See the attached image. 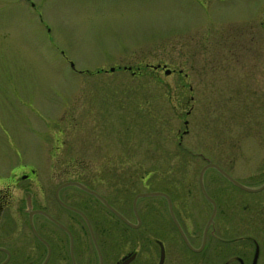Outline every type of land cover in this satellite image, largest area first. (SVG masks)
I'll return each mask as SVG.
<instances>
[{
    "label": "rangeland",
    "instance_id": "374dc122",
    "mask_svg": "<svg viewBox=\"0 0 264 264\" xmlns=\"http://www.w3.org/2000/svg\"><path fill=\"white\" fill-rule=\"evenodd\" d=\"M209 163L217 168L203 170V188L259 238L264 264V188L222 177L264 183V0H0V247L15 252L4 264L41 261L27 212H61L54 189L70 180L115 208L136 191H164L178 223L200 230L209 204L199 171ZM57 195L88 217L100 250L118 244L121 228L92 195L70 185ZM137 204L165 205L153 195ZM33 219L48 239L46 264H67L66 235ZM66 222L74 259L83 245L92 254L86 226L70 213ZM160 243L162 264H190L174 237ZM142 245L133 263L156 264L157 246Z\"/></svg>",
    "mask_w": 264,
    "mask_h": 264
},
{
    "label": "flooded vegetation",
    "instance_id": "af4514ba",
    "mask_svg": "<svg viewBox=\"0 0 264 264\" xmlns=\"http://www.w3.org/2000/svg\"><path fill=\"white\" fill-rule=\"evenodd\" d=\"M158 68L163 70L162 67ZM102 159H105L102 164L114 163V158ZM28 171V173L23 172L18 174L15 177V180L12 178L11 183L15 185L19 178L28 179L27 177L29 174H34L33 170L28 169ZM225 179L229 182L227 178ZM140 181L143 182L145 179L141 178ZM69 182H76L84 186L82 182L77 180H70ZM69 182L66 183L87 192L83 188L75 184L72 185L73 183ZM229 183L235 186L232 182ZM68 184H64V182L61 183V187L58 188L57 193L61 188H64V186H67ZM93 192L94 194L90 192L87 193L100 202L101 207L112 218L113 230L120 231L121 228V231L119 232L120 238L118 244L112 243L107 251H105L102 247V250H100V247L97 246L93 234V228L88 217H86L84 212L79 208L71 207L60 201L57 196L55 200L60 207L61 212L49 213L46 208H33L29 209L27 212V223L30 230L35 236L36 241H38L44 249L43 258L38 264H46L49 257V246L47 243L48 239L46 237L44 238L43 235L42 237L37 235L39 230H37L36 233L34 228V215L41 216L66 235L67 255L65 257L61 255V257L63 260H66L67 264H134L133 262L139 254L141 255L143 252H147V249L142 245L144 241L151 242L157 246L156 250L158 262L161 250L163 252L164 259V249L160 243V238H171L173 240V237L175 238L178 246L182 248L183 251L185 250V252L189 255L190 264H258V257L261 253L259 238L249 236L245 237L243 223L236 221V225H233L232 222L228 220L229 215L224 213V207L220 210V207L214 203L210 196L207 195L205 189H203L204 193H201V195L205 199L204 201H207L209 204V214L202 228L200 230L197 229V231L194 230L195 228L190 230L193 224L191 221H189L190 226L188 225L184 227L178 223L180 220L177 214L178 211L176 210V214L173 212L175 205L172 204V200L169 199L168 195L164 191H136L134 192L135 194L131 198L129 205L127 203L117 204L118 208L110 206L102 196L95 191ZM150 192H156L153 196L160 197L164 201L165 205L162 204L160 207L148 204L138 206L137 202L139 199L146 196H152L144 195L145 193ZM5 207H7L5 196L0 194V214ZM202 209H204V207L198 206L196 212H202ZM164 212L167 214V218L169 220L166 224L167 226L164 225L161 220V217L165 214ZM68 213L73 216H77L81 223L86 226L93 250L92 254L87 253L88 249L85 245H83L80 248L77 259H74L72 252V235L67 228V225L69 224L66 222ZM221 213L224 214L221 216L220 220ZM57 217H60L64 222L61 223ZM217 218L219 220H217ZM234 222L235 221H233V223ZM44 225L45 224H43V226ZM122 231H124L126 235L123 236ZM181 234L183 235V238ZM122 243L124 248L120 247L119 249H123V251L121 253L116 252V245L121 246ZM133 245H136L137 248H133ZM60 247L61 246H59V248ZM31 251L32 253L30 255L36 256L37 251L39 252L40 249L39 247H33ZM0 252L3 254V259L0 261V264L7 263L10 261V258L12 259L15 255L13 250H9L5 247H0ZM61 257L59 255V258Z\"/></svg>",
    "mask_w": 264,
    "mask_h": 264
},
{
    "label": "water",
    "instance_id": "95a60500",
    "mask_svg": "<svg viewBox=\"0 0 264 264\" xmlns=\"http://www.w3.org/2000/svg\"><path fill=\"white\" fill-rule=\"evenodd\" d=\"M124 68H127V69H128V67H124ZM113 69H114L113 67H110L108 70H109V71H112ZM164 73H168V70H165ZM207 166H212V167L217 168L214 164H208ZM204 168H205V167H203V168L200 170L199 178H200L201 173H202V170H203ZM223 175H224L228 180H230L233 184H235L237 187H239V188H241V189H243V190H245V191L254 192V191H258V190H260V189H262V188L264 187V184H262V185L259 186L258 188H254V189H253V188H247V187H244V186L238 184L236 181H234L233 179H231V178H230L229 176H227L226 174H223ZM73 184H75V185H77V186L83 188L84 190H86V191H88V192L94 194L93 192L87 190L86 188L82 187L80 184H78V183H76V182H73ZM201 190H203L202 187H201ZM155 194H156V192H150V193H145L144 195H155ZM102 201H103V200H102ZM175 225H176V224H175ZM176 227H177V225H176ZM177 228H178V227H177ZM181 236H182V238H183V235H182V234H181ZM162 261H163V252H162V250H161V251H160V256H159V259H158L157 264H162Z\"/></svg>",
    "mask_w": 264,
    "mask_h": 264
}]
</instances>
